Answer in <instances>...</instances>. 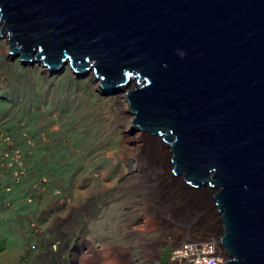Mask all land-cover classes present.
Masks as SVG:
<instances>
[{"label": "water", "instance_id": "water-1", "mask_svg": "<svg viewBox=\"0 0 264 264\" xmlns=\"http://www.w3.org/2000/svg\"><path fill=\"white\" fill-rule=\"evenodd\" d=\"M0 22L24 61L134 80L132 124L213 191L223 264H264V0H0Z\"/></svg>", "mask_w": 264, "mask_h": 264}, {"label": "rangeland", "instance_id": "rangeland-1", "mask_svg": "<svg viewBox=\"0 0 264 264\" xmlns=\"http://www.w3.org/2000/svg\"><path fill=\"white\" fill-rule=\"evenodd\" d=\"M7 48L0 44V155L15 156L19 173L14 176L6 161L0 191L9 187L5 193L12 192L6 206L21 199L30 208L29 244L47 246L42 262L165 264L170 241L203 237L201 210L168 213L187 208L184 198L172 197L165 188L163 192L158 168L146 171L143 158L132 151H122V159L114 156L115 142L129 149L136 144L125 131L135 125L116 123L118 110L107 109L92 76L80 79L67 64L58 72L46 66L41 70L42 63H24L9 56ZM106 146L111 148L109 159ZM106 159L112 172L105 182L112 183L92 186ZM158 191L169 198L158 205L143 199ZM129 211L136 215L130 218ZM213 236L218 237H206Z\"/></svg>", "mask_w": 264, "mask_h": 264}, {"label": "bare ground", "instance_id": "bare-ground-1", "mask_svg": "<svg viewBox=\"0 0 264 264\" xmlns=\"http://www.w3.org/2000/svg\"><path fill=\"white\" fill-rule=\"evenodd\" d=\"M2 26H3V24H2V22H0V30L2 29ZM0 33H1V31H0ZM9 38H10V35H8L7 33H4V35H2V39H0V44L3 47L7 48V46L9 45L7 50L8 49L11 50V46H10L9 40H8ZM12 54H14V53H11V55H9V56L13 57ZM14 55L21 57V52L14 54ZM22 61L24 63L40 62L43 64L42 65L43 67L41 70H45L46 67H48L44 64V62L42 60L36 61L34 58H33V60H29V61L22 60ZM66 64H67V66H70L69 68L74 70V73L77 74L78 78H80V79H83V78L89 77V76L93 77V79H94L93 87H94L95 91H97L100 95L103 96L104 101L109 103V105L107 106V109H111V108L115 107L118 110V113L116 115V123L117 124H119V125L124 124L125 120H126L125 123L127 122L128 124H130L131 122L134 121L135 114H133L132 112H129V110H130L129 106L130 105H129V101H128L127 96H126L127 92L133 91V89L137 86L136 82H134V80L130 79L128 83H126L122 86L120 85L115 89H106L107 91H103L102 88H104V87L102 85H100L102 80L97 78L94 75L92 68L90 70H87L84 73L78 72L74 68H72V66L68 62L61 65L56 70H51L50 67H48V68L51 71L58 72L61 69H63ZM44 66H46V67H44ZM114 112L116 113V110H114ZM127 123H126V125H127ZM125 131L129 137V139L135 140L136 144L133 146V148L129 149L125 145L120 143L119 141L115 142L113 144L112 148L114 150L116 149L117 154H115L114 156L119 158V159H122V151H125V150L132 151L131 153H133L134 156L138 155V156L143 158V161L145 164L144 168L146 169V171L147 170L150 171L153 168L154 169L158 168L157 181L160 182V184H162L161 188H162L163 192H164L163 188H165L166 190H169V191L171 190V192H172L171 196L172 197L184 198L185 201L183 202V205L186 206V208H187L186 210H184L182 208L183 206H178V207L173 208L172 211L168 212L169 211L168 210L167 212L170 213L171 215H175V214H179V213H183V212L192 213L194 209L198 208L199 210H201L203 212V214L205 215V219H206L204 227H203L204 232H202L203 237L201 236V234H200V236L202 238H208L206 236H208L210 234L211 235H218V237L217 236H214V237H217V239L219 240V237L221 235V232H220L221 220L219 217V213L217 211V206L215 205L214 200L212 198L213 191H211L207 187H203V186H200L198 188H190L182 181L181 176H175L173 174L172 169H173L174 165L172 164V162L170 160L171 155H172L171 148H170V146H168L163 141L161 136L154 135L150 131L145 130L144 128H141L140 126H137V125H135L134 127L127 125ZM133 133H134V135H133ZM105 148H106V150H105L106 155L105 154L104 155L107 159H109V156L111 153V151H110L111 148H109V146H106ZM107 159L100 163L103 165V167L101 168L100 175H99L98 179L94 180L92 182V186L101 185V187L106 188L112 183L111 181L108 183L105 182L107 179H109V176L112 172V165L110 164L109 160H107ZM144 195L145 196H143V199L147 200L148 202L149 201L154 202L155 203L154 205H158L159 202L162 201L161 199H163V202L165 200H167L166 198H164V196L167 198H169V196H170V195H164L163 196V195H161V193L159 191L157 193L153 194L152 196H149L148 194H144ZM148 207H149V205H148ZM152 212H155V211H152ZM162 214H164V212ZM128 215L130 218H132L133 216L136 215V212L129 211ZM154 237H156V236L154 235ZM148 239H150V237H148ZM221 247L224 248L222 245H221ZM226 258H227V256H226ZM226 258L223 260V263L225 262Z\"/></svg>", "mask_w": 264, "mask_h": 264}, {"label": "crops", "instance_id": "crops-1", "mask_svg": "<svg viewBox=\"0 0 264 264\" xmlns=\"http://www.w3.org/2000/svg\"><path fill=\"white\" fill-rule=\"evenodd\" d=\"M4 183L8 184L9 181ZM12 197V192L10 194L0 191V264H47L41 259L47 254V246L29 244L30 234L26 216L29 215L30 208H27L21 199H13L14 201L6 206V201ZM34 239L31 240L37 241Z\"/></svg>", "mask_w": 264, "mask_h": 264}, {"label": "built area", "instance_id": "built-area-1", "mask_svg": "<svg viewBox=\"0 0 264 264\" xmlns=\"http://www.w3.org/2000/svg\"><path fill=\"white\" fill-rule=\"evenodd\" d=\"M1 146L0 154L2 153ZM6 161L7 166L13 168L12 173L16 176L19 172L15 169V156H9L7 153L3 154V157L0 155V167L5 165ZM170 242L172 246L169 260L165 264H222L227 256L225 249L221 247L222 244L214 236L210 238L197 236L181 241L173 239Z\"/></svg>", "mask_w": 264, "mask_h": 264}, {"label": "clouds", "instance_id": "clouds-1", "mask_svg": "<svg viewBox=\"0 0 264 264\" xmlns=\"http://www.w3.org/2000/svg\"><path fill=\"white\" fill-rule=\"evenodd\" d=\"M1 169H2V166L0 167V171H1ZM3 192H10V189H9V187H3ZM57 244H55V245H53L52 247V249H53V251H55L56 250V246ZM58 264H68V261H63V262H61V263H58Z\"/></svg>", "mask_w": 264, "mask_h": 264}]
</instances>
